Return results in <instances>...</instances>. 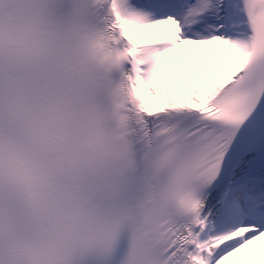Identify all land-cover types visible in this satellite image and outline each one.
Instances as JSON below:
<instances>
[{
    "label": "clouds",
    "instance_id": "1",
    "mask_svg": "<svg viewBox=\"0 0 264 264\" xmlns=\"http://www.w3.org/2000/svg\"><path fill=\"white\" fill-rule=\"evenodd\" d=\"M111 15L112 0H0V264H166L187 209L143 154L130 169Z\"/></svg>",
    "mask_w": 264,
    "mask_h": 264
},
{
    "label": "snow or ice",
    "instance_id": "2",
    "mask_svg": "<svg viewBox=\"0 0 264 264\" xmlns=\"http://www.w3.org/2000/svg\"><path fill=\"white\" fill-rule=\"evenodd\" d=\"M106 19L136 105L132 174L143 154L187 209L162 258L264 264V0H112Z\"/></svg>",
    "mask_w": 264,
    "mask_h": 264
}]
</instances>
